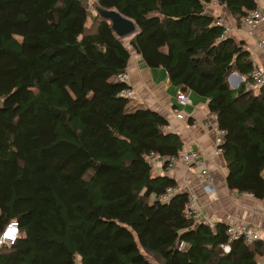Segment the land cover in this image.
I'll return each instance as SVG.
<instances>
[{
	"label": "trees",
	"instance_id": "obj_1",
	"mask_svg": "<svg viewBox=\"0 0 264 264\" xmlns=\"http://www.w3.org/2000/svg\"><path fill=\"white\" fill-rule=\"evenodd\" d=\"M238 25L257 0H0V235L18 224L0 264H256L264 242L234 241L227 224L186 216L187 191L148 160L182 141L157 112L121 95L131 51L171 85L207 101L224 132L230 192L264 201V84L231 90L254 63L206 7ZM99 9L132 20L125 44ZM165 172V165L163 164Z\"/></svg>",
	"mask_w": 264,
	"mask_h": 264
},
{
	"label": "crops",
	"instance_id": "obj_2",
	"mask_svg": "<svg viewBox=\"0 0 264 264\" xmlns=\"http://www.w3.org/2000/svg\"><path fill=\"white\" fill-rule=\"evenodd\" d=\"M257 5L264 15V1L257 0ZM206 12L215 19H221L229 29L228 35L250 52L254 66L264 70V51L255 47L257 39L264 37V20L253 35H248L223 6L215 2L206 7ZM127 86L133 93L130 97L132 106L148 108L162 115L168 122L166 131L177 134L182 141L179 155L190 152L199 153L198 160L188 165L177 164L173 170L165 172L163 159L154 158V174L173 178L180 191L193 192L197 199L194 219L209 225L215 223H246L264 232V201L256 200L250 195L230 192L225 183L226 167L221 155L215 153V136L218 128L216 118L207 107V101L195 94H188L190 104L179 108L183 119L174 117L177 108L176 94L178 88L171 85L167 73L162 68H148L140 56L131 51L128 62ZM239 75L233 73L232 78ZM211 178V183L206 182ZM256 264H264V256Z\"/></svg>",
	"mask_w": 264,
	"mask_h": 264
},
{
	"label": "built area",
	"instance_id": "obj_3",
	"mask_svg": "<svg viewBox=\"0 0 264 264\" xmlns=\"http://www.w3.org/2000/svg\"><path fill=\"white\" fill-rule=\"evenodd\" d=\"M264 1V0H262ZM264 20V15L261 10V8L257 5V7L251 11H249L240 21V27L246 31L248 35H253L255 32L259 29L261 22ZM217 25H223V22L221 19L216 20ZM229 29L224 26V35H228ZM255 47L259 51H264V37L259 38L255 42ZM263 63H264V58H263ZM233 75H231L228 78V85L230 87H238V85L241 82H244L246 79V89L249 91H254L260 88L264 84V70L261 68H258L256 66H253V69L251 73L247 75V78H243L241 76L236 79V81H233L234 78H232ZM233 79L232 82L230 79ZM116 79L123 81L125 83L128 82V76L127 73H120L116 75ZM230 80V81H229ZM121 95L130 98L133 93L130 89H125L122 91ZM176 104L177 108L174 110V117L176 119H183L184 114L183 112L179 109L181 107H185L190 104L188 95L185 93H182L180 91L177 92L176 97ZM224 132L220 131L218 129L217 134L215 136V153L217 155H221V146L224 143ZM154 158H159L153 154H150L149 156V161L152 163V160ZM199 158V153L197 152H190V153H184L178 156H172L169 157L168 159L163 160V163L165 165V170L167 172L171 171L174 169V167L181 163L183 165H188L191 162H194L198 160ZM206 182L208 184L211 183V178L206 177ZM177 192H180V190L177 187H171L166 189L164 195L162 198L166 199L170 195H173ZM236 193V192H235ZM237 194V193H236ZM251 196V195H250ZM197 207V199L196 196L193 192H188L187 196V206H186V216L189 218H194L195 216V210ZM11 233V234H9ZM225 234L227 236V242L221 246L223 252L227 253L230 249V244L234 241H243L245 244H251L256 241H262L264 242V232H261L254 227L246 224V223H231L228 224L226 227ZM19 236V231H18V224L16 221H11L3 230V232L0 235V239H3V243H0V246L3 247H11L14 245L15 241L17 240Z\"/></svg>",
	"mask_w": 264,
	"mask_h": 264
},
{
	"label": "water",
	"instance_id": "obj_4",
	"mask_svg": "<svg viewBox=\"0 0 264 264\" xmlns=\"http://www.w3.org/2000/svg\"><path fill=\"white\" fill-rule=\"evenodd\" d=\"M98 14L101 18L107 20L110 23L112 31L116 37L121 40L130 36H134L137 33V27L135 23L114 9H99ZM229 88L231 90L236 89V87L230 86Z\"/></svg>",
	"mask_w": 264,
	"mask_h": 264
},
{
	"label": "rangeland",
	"instance_id": "obj_5",
	"mask_svg": "<svg viewBox=\"0 0 264 264\" xmlns=\"http://www.w3.org/2000/svg\"><path fill=\"white\" fill-rule=\"evenodd\" d=\"M97 1L98 0H86V3H87V8H88V11L90 12L89 13V15H90V20L88 21V28H89V30H91L92 29V27L94 26V16L96 15V5H97ZM130 38H132V36H130V37H128V38H125V39H123V41H124V43L126 44L127 43V41L130 39ZM231 80V82H232V78L230 79ZM229 80V81H230ZM233 81H236V79H234ZM229 85H231V84H229Z\"/></svg>",
	"mask_w": 264,
	"mask_h": 264
},
{
	"label": "clouds",
	"instance_id": "obj_6",
	"mask_svg": "<svg viewBox=\"0 0 264 264\" xmlns=\"http://www.w3.org/2000/svg\"><path fill=\"white\" fill-rule=\"evenodd\" d=\"M9 234H11V233H9ZM0 243H3V239H0Z\"/></svg>",
	"mask_w": 264,
	"mask_h": 264
}]
</instances>
